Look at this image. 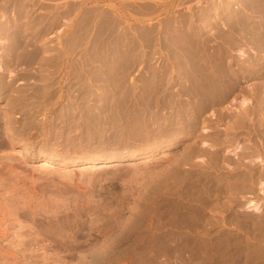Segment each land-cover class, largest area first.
<instances>
[{
	"label": "rangeland",
	"instance_id": "obj_1",
	"mask_svg": "<svg viewBox=\"0 0 264 264\" xmlns=\"http://www.w3.org/2000/svg\"><path fill=\"white\" fill-rule=\"evenodd\" d=\"M0 29V264H264V185L230 178L255 138L204 183L173 115L215 54L239 86L208 121L264 97V0H0Z\"/></svg>",
	"mask_w": 264,
	"mask_h": 264
},
{
	"label": "bare ground",
	"instance_id": "obj_2",
	"mask_svg": "<svg viewBox=\"0 0 264 264\" xmlns=\"http://www.w3.org/2000/svg\"><path fill=\"white\" fill-rule=\"evenodd\" d=\"M12 1V0H11ZM4 2V1H3ZM8 2V1H7ZM2 6V5H1ZM5 6V4H4ZM6 7V6H5ZM4 7V8H5ZM3 8V9H4ZM36 9V8H35ZM5 11V10H3ZM19 11V10H18ZM241 15V14H240ZM243 15V14H242ZM24 16V15H23ZM199 16V15H198ZM53 17V16H52ZM6 18V17H5ZM116 18V17H115ZM245 18V17H244ZM55 19V18H54ZM227 19V18H226ZM234 19V18H233ZM2 20V19H1ZM243 20V19H242ZM28 22V21H27ZM96 22V21H95ZM81 23V22H79ZM172 23V22H171ZM222 23V22H221ZM42 24V23H41ZM86 26V25H85ZM175 27V26H174ZM244 27V26H243ZM252 27V26H251ZM34 28V27H33ZM221 28V27H220ZM246 28V27H245ZM253 28V27H252ZM230 29V28H229ZM233 29V28H232ZM250 29V28H249ZM1 30V29H0ZM183 30V29H182ZM174 31V30H173ZM176 31V30H175ZM228 31V30H227ZM234 31V30H232ZM240 32V31H239ZM230 33V32H229ZM217 34V33H216ZM233 34V33H232ZM227 34L226 35V41H227V47H233V36ZM253 34V33H252ZM211 35V34H210ZM246 35V33H245ZM261 35V34H260ZM263 35V34H262ZM39 36V35H38ZM250 36V35H249ZM208 37V36H207ZM9 38V37H8ZM120 38V37H119ZM142 38V37H141ZM184 38V37H183ZM10 39V38H9ZM7 39V40H9ZM236 39V38H235ZM264 37L258 36L256 41L257 42H263ZM15 40V39H14ZM18 40V39H17ZM151 40V39H150ZM184 40V39H183ZM255 41V42H256ZM11 42V41H10ZM203 43V42H202ZM190 44V43H189ZM225 44V43H224ZM242 44V43H241ZM17 45V44H16ZM21 45V44H20ZM192 45V44H191ZM194 45V44H193ZM198 45V44H197ZM226 45V44H225ZM264 45V44H263ZM237 46V45H236ZM213 47V46H212ZM215 47V46H214ZM213 47V48H214ZM185 48V47H184ZM211 48V47H210ZM224 48V47H223ZM32 49V48H31ZM5 50V49H4ZM208 50V49H207ZM262 50V49H261ZM28 51V50H27ZM197 51V50H196ZM7 52V51H6ZM224 55V54H222ZM210 56V55H209ZM264 56V55H263ZM207 57V56H206ZM225 57V56H224ZM223 56L220 54L213 55L212 57H208L207 60L213 63L211 66V69H194L190 70L191 74L187 77V85L188 89H184V96L187 98L185 102L183 101H177L175 102V106L173 107V114L176 118V123L178 122V125L180 126V134L182 135L183 139L190 140L194 139V142L189 145V149L184 154V162L189 163L191 159L197 158L198 162L197 164L189 163V165H192V167L197 168V172L199 175V180L201 181H208L211 183L217 182L219 180V171H223L221 168L222 166L228 165L231 162L229 157L226 156V147L231 146L235 142L239 140L238 135L241 134L242 130L247 131L248 133V140L251 142L253 141V137L255 138L252 144L245 148V150H242L239 152L238 155V161L243 160L244 158H250V163L245 164L243 166L244 174L238 175V176H232L230 177L234 182H246V184L249 187L250 193L253 194L254 192V185L258 184V190H262L261 186L263 184L264 180V168L261 170V168L258 170L256 167H254L255 163H259V167H264V97L260 98V100L252 99L255 101L256 105L249 107H243L242 105L241 110L237 109L235 114H220L219 118L215 117L214 121H208L207 118L204 116L205 113L209 112V120H211V117L214 115V112L218 110L217 108L224 104V102L231 96V93L236 90L238 85V78L234 76L230 70H228V66L226 67V62L223 59ZM226 58V57H225ZM19 59V58H18ZM180 62V61H179ZM210 63V64H211ZM230 63V62H228ZM195 65V64H194ZM184 66V65H183ZM236 70V69H235ZM181 73V72H180ZM182 74V73H181ZM185 76V75H184ZM186 80V79H185ZM167 81V80H166ZM194 83H193V82ZM192 82V83H191ZM7 87V86H6ZM256 87V86H255ZM259 88V87H258ZM260 89V88H259ZM254 93L251 94L253 96H257L258 89H253ZM252 90V91H253ZM1 91V90H0ZM250 91V90H249ZM248 91V92H249ZM260 91V90H259ZM241 92V91H240ZM245 92V91H244ZM261 93V91H260ZM259 93V94H260ZM170 94V93H169ZM243 94V93H242ZM248 94V93H247ZM250 94V96H251ZM258 94V95H259ZM246 95V93H245ZM245 95H242L243 98H245ZM178 96V95H177ZM181 96V95H180ZM241 96V95H240ZM156 97V96H155ZM239 97V96H238ZM147 98V97H146ZM180 98V97H178ZM251 98H253L251 96ZM231 102V100H229ZM234 101V100H232ZM254 103V102H252ZM232 104V102H231ZM174 105V104H173ZM240 105V106H241ZM171 106V105H170ZM166 107V106H165ZM236 107V106H235ZM167 108V107H166ZM172 109V107H171ZM220 109V108H219ZM225 109V107H224ZM139 111V110H138ZM153 114V113H152ZM3 116V115H2ZM173 116V118H174ZM215 116V115H214ZM6 117V116H5ZM3 118V117H2ZM174 118V119H175ZM7 119V118H6ZM170 119V118H169ZM5 121V119H2ZM171 121V119H170ZM6 122V121H5ZM220 122H224L225 129L219 131L221 133H213L215 128V125L220 124ZM169 126V125H168ZM223 128V127H222ZM202 129L203 133L205 131L204 135H196V130ZM3 130V128H2ZM9 132V131H8ZM207 133V134H206ZM246 134V133H245ZM3 136V135H2ZM9 137V136H8ZM246 137V136H245ZM1 138V134H0ZM6 138V137H5ZM4 138V139H5ZM12 138V137H11ZM258 138V139H257ZM3 139V140H4ZM2 140V138H1ZM0 140V141H1ZM247 140V139H246ZM236 144V143H235ZM239 144V143H238ZM234 146V145H233ZM232 147V146H231ZM24 149V148H23ZM229 149V148H228ZM234 150V149H233ZM24 151H26L24 149ZM235 154V153H234ZM261 158V160H260ZM196 159V160H197ZM246 160V159H245ZM248 160V159H247ZM253 160V161H252ZM244 161V160H243ZM249 161V160H248ZM256 161V162H255ZM51 159H43L40 162V167L43 169L51 168L53 166ZM98 162H103L98 160ZM97 160L91 159L88 160L85 163L88 164H94L98 163ZM104 162H107L104 161ZM241 163V162H240ZM236 166V170L240 169L239 163H234ZM238 164V165H237ZM256 164V165H257ZM191 167V166H190ZM233 167V166H232ZM258 168V167H257ZM185 169V168H184ZM234 169V168H233ZM196 170V169H195ZM235 170V169H234ZM230 173V172H229ZM234 173V172H233ZM224 175V174H222ZM226 176V175H225ZM224 177V176H220ZM228 177V176H227ZM229 178V179H230ZM221 179V178H220ZM224 179V178H223ZM226 180V178L224 179ZM231 180V181H232ZM229 181V180H227ZM263 181V182H262ZM202 182V183H203ZM184 183V182H183ZM205 183V182H204ZM170 185V184H169ZM216 185V184H214ZM246 185V186H247ZM213 186V185H212ZM225 186V185H224ZM242 187V186H241ZM264 187V186H263ZM262 187V188H263ZM240 188V187H239ZM245 188V187H244ZM212 190V189H210ZM216 190V189H214ZM206 191V190H205ZM213 192V190H212ZM205 193V192H204ZM260 193V192H259ZM210 194V193H209ZM208 194V195H209ZM215 194V193H214ZM216 195V194H215ZM214 195V196H215ZM258 195V194H257ZM251 196V195H250ZM197 197V196H196ZM213 197V194H212ZM216 197V196H215ZM203 198V197H202ZM252 198V197H251ZM207 199V198H206ZM214 199V198H213ZM216 199V198H215ZM189 200V199H188ZM256 200V199H255ZM210 201V200H209ZM207 202V201H206ZM213 202H215L213 200ZM192 203V202H191ZM204 203V202H203ZM208 203V202H207ZM211 203V202H210ZM221 203V202H220ZM205 204V203H204ZM215 204V203H213ZM223 204V203H222ZM209 210H210V204ZM250 207H253L254 212L260 211L259 208H257L255 203L249 202ZM207 206V205H205ZM206 208V207H204ZM215 208V206H214ZM207 209V208H206ZM213 209V207H212ZM185 210V209H184ZM204 211V210H203ZM212 212V210H210ZM209 211V212H210ZM228 211V210H227ZM207 212V211H204ZM217 213V212H216ZM260 213V212H259ZM262 214V215H261ZM261 214L253 213L251 214V219L247 223V227L250 229H253L254 226L260 225V228L264 232V214L261 212ZM186 217V216H185ZM205 217V216H204ZM250 217V216H249ZM194 219V218H193ZM226 220V219H225ZM201 221V219H200ZM204 221L206 223V220L204 218ZM246 223V222H245ZM187 224V223H186ZM203 224V223H202ZM207 224V223H206ZM230 224V223H229ZM210 225V224H209ZM229 226V225H228ZM183 227V226H182ZM259 227V226H258ZM206 228V227H205ZM213 230V229H212ZM190 231V230H189ZM197 231V230H196ZM202 231V230H201ZM236 238V237H235ZM253 240V239H252ZM239 243V242H238ZM249 243V242H248ZM263 243V242H262ZM236 248V247H235ZM234 250V249H233ZM241 253V252H240ZM232 254V253H231ZM241 258V257H240ZM254 262V261H253ZM260 263V262H259Z\"/></svg>",
	"mask_w": 264,
	"mask_h": 264
}]
</instances>
